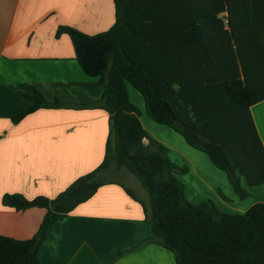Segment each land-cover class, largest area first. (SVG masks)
I'll use <instances>...</instances> for the list:
<instances>
[{"label":"trees","instance_id":"1","mask_svg":"<svg viewBox=\"0 0 264 264\" xmlns=\"http://www.w3.org/2000/svg\"><path fill=\"white\" fill-rule=\"evenodd\" d=\"M116 21L107 31L87 35L60 26L83 72L98 78L104 93L87 104L49 102L35 91L26 112L39 109H100L109 115L103 162L53 199L29 200L5 194L2 204L17 211L40 208L46 215L28 240L0 235V264H39L51 227L98 190L115 181L112 169L136 176L148 202L119 184L144 210L154 242L172 252L176 264H264V203L243 214H227L211 201L186 199L169 149L144 129L129 86L147 114L181 135L225 172L241 199L242 188L264 184V146L251 108L264 101V0H114Z\"/></svg>","mask_w":264,"mask_h":264},{"label":"crops","instance_id":"2","mask_svg":"<svg viewBox=\"0 0 264 264\" xmlns=\"http://www.w3.org/2000/svg\"><path fill=\"white\" fill-rule=\"evenodd\" d=\"M115 21L114 0H0V235L31 239L46 215L40 208L5 207V194L53 199L103 162L109 132L104 110L39 109L18 124L12 118L32 107L28 97L35 91L49 102L71 105L101 99L100 80L83 72L70 37L56 34L60 26H70L96 35ZM129 95L148 135L169 149L175 164L188 168L179 180L189 203L211 201L227 214H243L264 203V184L250 187L243 179L250 196L241 199L206 154L154 122L133 90ZM251 115L264 146V101L251 108ZM119 184L101 187L59 219L41 246L39 264H176L172 252L150 242L154 234L143 207ZM137 188L144 191L141 184Z\"/></svg>","mask_w":264,"mask_h":264},{"label":"rangeland","instance_id":"3","mask_svg":"<svg viewBox=\"0 0 264 264\" xmlns=\"http://www.w3.org/2000/svg\"><path fill=\"white\" fill-rule=\"evenodd\" d=\"M130 90H133L140 98H143L142 95L136 91L133 87L129 86ZM106 177L110 180L117 181L121 184L128 185L133 187L134 192L145 199L146 202H148V194L144 190L143 192L137 188V184H140L138 178L134 176L133 174L129 173L128 171L122 169L121 171H116L115 169H112ZM136 188V189H135ZM145 195V196H144Z\"/></svg>","mask_w":264,"mask_h":264}]
</instances>
